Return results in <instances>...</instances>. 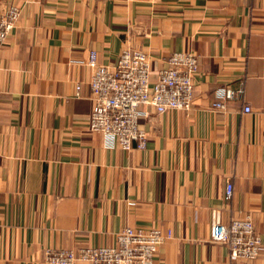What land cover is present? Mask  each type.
<instances>
[{"label": "crops", "instance_id": "crops-1", "mask_svg": "<svg viewBox=\"0 0 264 264\" xmlns=\"http://www.w3.org/2000/svg\"><path fill=\"white\" fill-rule=\"evenodd\" d=\"M11 4L20 14L0 47V264L110 246L126 226L172 231L154 264H264V0H0V13ZM125 48L150 55L152 81L172 52L198 58L191 107H144L146 139L129 151L87 130L82 64L89 49L111 64ZM241 81L243 101L212 107ZM212 210L224 223L251 216L255 258L211 241Z\"/></svg>", "mask_w": 264, "mask_h": 264}, {"label": "built area", "instance_id": "built-area-1", "mask_svg": "<svg viewBox=\"0 0 264 264\" xmlns=\"http://www.w3.org/2000/svg\"><path fill=\"white\" fill-rule=\"evenodd\" d=\"M20 14L17 5H8L0 13V47L5 43ZM82 64L91 70L88 80L92 107L86 120L88 131L102 133L105 142L129 151L134 141L144 143L146 132L139 127L144 107H152L160 114L168 110H188L192 104L193 77L198 71V58L193 51H174L166 58V66L152 81L150 55L138 48H125L111 64L98 62L96 51L89 49ZM80 85H75L78 96ZM244 83L225 88L213 100L212 107L224 108L227 100L244 99ZM249 112L250 106L243 104ZM233 184L224 186V198L230 199ZM170 229L159 227H123L110 246H81L48 248L45 264H154L159 247L172 238ZM210 239L223 244L231 258L252 259L259 254L261 238L249 214L232 218L228 223L220 219L218 210L211 212Z\"/></svg>", "mask_w": 264, "mask_h": 264}]
</instances>
